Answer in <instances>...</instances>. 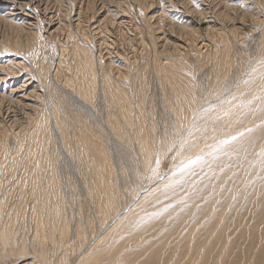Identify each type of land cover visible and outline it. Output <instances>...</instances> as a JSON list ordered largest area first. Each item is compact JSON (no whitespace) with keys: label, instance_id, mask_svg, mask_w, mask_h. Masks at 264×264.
Segmentation results:
<instances>
[{"label":"rangeland","instance_id":"1","mask_svg":"<svg viewBox=\"0 0 264 264\" xmlns=\"http://www.w3.org/2000/svg\"><path fill=\"white\" fill-rule=\"evenodd\" d=\"M23 1L26 0H0V14L8 8L17 9L14 4ZM34 1L39 2L33 20L36 26L30 25L37 30L35 39L30 35L33 31H26L20 19L12 20L11 27L0 23V73L5 75L0 81V128L5 130V138H0V188L8 186L11 199L20 190L19 185L10 183L13 176L7 172L12 161L15 165L22 160L23 143L43 115L41 88H53L52 78L71 76L73 62L66 56L61 58L58 77L54 76L66 36V30L57 26L70 20V31L80 38L79 46L96 63L98 73L110 78V84L116 83L117 92L98 85L100 91L91 100L94 115L90 117L74 106L81 105L78 99L73 98V104L65 95L52 91L55 102L62 100L55 111L60 114L62 109L69 121L65 135L81 138L82 133L103 161L108 172L107 198L118 197L119 172L124 186L120 194L133 207L109 233L106 245H98L103 257L99 262L264 264L262 0ZM45 3L48 4L44 6ZM47 19L51 21V31H56L50 36L44 32ZM184 27L194 29L193 34L183 31ZM2 94L17 102H11L8 96L1 101ZM195 104L203 106L193 120L196 130L183 140L182 149L173 147L169 156V146L178 144V125L186 121ZM231 106L234 117L226 123ZM43 121L46 131L40 140L41 167L54 171L60 164L57 145L48 118ZM97 121L105 123L114 137L115 144L109 147L119 161L118 171L108 156L105 158L103 150L108 144L99 135ZM226 124L229 125L224 129ZM103 134L108 138V133ZM224 140L230 143L221 145ZM142 146L149 149L147 163ZM64 169L69 170L66 165ZM160 175L165 187L153 193L145 191L144 204H134L145 185L149 187ZM70 179L65 188L67 221L72 229L80 227L86 239L73 235L63 245L58 238L60 227L50 235L49 223L43 216H30L13 233L12 246L0 249V264H57L62 253L69 261L84 254V247L98 235L114 210L110 207L111 215L104 218L98 213V193L82 192ZM70 226L65 229L69 231ZM62 228L61 232L65 230ZM37 231V245L44 249L41 256L39 248L31 245ZM19 245L26 249L17 248Z\"/></svg>","mask_w":264,"mask_h":264},{"label":"bare ground","instance_id":"2","mask_svg":"<svg viewBox=\"0 0 264 264\" xmlns=\"http://www.w3.org/2000/svg\"><path fill=\"white\" fill-rule=\"evenodd\" d=\"M10 1H12V0H10ZM37 2H35L34 0H26L23 2H19L18 4H14V5H18L17 9L21 10V12L16 11L17 9H15V7L8 8L9 10L6 13L0 14V23H4L7 26L11 27L13 25L12 20L15 21V20L20 19L19 21L22 23V25H25L24 27H26V31H33L30 35H31L32 39H35L37 37V34H36L37 30L32 28L33 26L31 27L30 25H35L33 23V20H36L34 13L36 12L35 10H37L36 7L39 6V4H38L39 2L38 3ZM261 3L263 4L264 0H262ZM41 4H42V2H41ZM46 4H48V3H45L44 6H46ZM44 9H45V7H44ZM22 12H23V14H22ZM44 13H46V11ZM44 13L42 16H44ZM39 17H40V15H39ZM50 17H51V15L48 18H50ZM38 18H37V21H38ZM45 22H46V20H45ZM70 23L71 22L69 20V22H67L66 24L59 23L60 26L59 27L57 26V28H59V29H65L66 30V36H65L64 41H63V46H61V48H60V59L56 64V68L54 69V76L58 77L57 74L59 72L61 63L63 62V60L61 58L65 57V56H66V60L72 58L73 69L70 68V72L72 70L71 76L68 75L67 78H63V79L52 78L53 79V81H52L53 88L51 87V89H50L49 88L50 86H47V87L44 86L41 88L42 94H39V97H41L43 99V107H42L43 115L39 119V121H37V123L35 124V127L29 133L26 142L23 143V153L24 154L21 157L22 160L19 162V164L17 163L18 162L17 161L15 163V165H14L15 161H12V163L10 165L11 167L7 172V173H9V175L11 174V176H13V179H12L13 181H11L10 183L12 185L16 184V186L19 185V187H20V190L17 191L16 197L14 199L9 198V196H11L10 194L12 193V191L10 190L11 193L9 194L8 186L5 188L6 190L5 189L2 190L1 189L2 187L0 186L1 187L0 188V249H5V248L12 246L11 240L14 238L13 233L16 231V229L18 228V226L20 224H21V226H24V223H25L24 219H26L30 216H34L35 218L38 215L43 216L44 220L49 223L48 234H50V235L53 234L52 231H54L56 227H60L59 228L60 230L62 227H64V228H62V230H63V229H65V227L70 226L69 221H67V214H66V211L64 208L65 201L67 198V192H66L67 189H65V188H67L66 187V181H67V178L70 177L80 187V188L79 187H76V188H79L80 190H82V192H83V190H85L86 193H91V195H92L93 191L98 193V196H100L99 197L100 209L98 208L99 214H102V216L104 218L107 216L109 217L111 214L112 215L110 216V219L107 220V222L102 226L98 235L95 236L92 240H90V241L88 240L89 244L84 247L85 249L83 250V253H84L83 255H81L80 257H78L75 260L69 261L65 255V253H62L59 256V258L57 259V264H101L100 263L102 260L101 258H103V257H102V252H101V250H99L98 245L102 242H104V244L106 245L105 242L108 241L110 238L109 233H112V230H113L114 226L117 224V222L120 221L121 219H123V217L125 215L130 213V211L132 210L133 207L130 208V205L132 203L128 206L127 205L128 201H124L122 199L123 194H120V193L122 192V190H124V186H123V177L121 175H119V172H118V175H116V177H118L117 178V185H116L118 193H119L118 197H115V198L108 197L107 198V191H108L107 173L108 172L105 171V166H104L103 161H101V159L97 155L96 150L93 148L92 144L88 141V139L82 133H80L81 138H79L77 136H75V137L71 136V139H70V137L65 135L64 130L66 127V123H68L69 121H67L66 117L63 116L65 112L62 109H60V112H59L60 114H57L55 111L58 104H59V106H61L62 100H57L55 102L53 100L54 94L52 93V91L56 95L57 94L62 95V96L65 95L66 97H68L72 101V103H73V98L78 99L81 102V105H77L76 103L75 104L73 103L74 106L82 109L90 117H93V115H94V112H93V109L91 106V102H92L91 100L93 97H95L99 94L100 89H98V85H104V87H108V90L111 93H113L112 91L117 92L116 83L114 82L113 84H110L109 83L110 78H108L104 74H101V73L99 74L98 70H96V63H93L90 55L81 46H79L80 42L78 39H80V38L77 37L76 34L71 33L70 27L72 26L71 25L72 23L71 24ZM118 24H119V22H118ZM120 24H122V20H121ZM153 25H155V23ZM187 27L186 28L184 27L185 29L182 28L183 31L192 35L194 29H192L191 27H189L191 29H187ZM83 28H85V27H83ZM86 28H87V26H86ZM120 30H121V28H120ZM54 31H55V29H53L51 31V21L48 20V24L45 26L44 32L50 36L52 33H54ZM82 32H83V30H82ZM80 37L87 39V36H85V35H82ZM176 42H175V44H176ZM174 49H175V47H174ZM92 52L94 53V56H95L96 51L94 49H92ZM97 53H98V51H97ZM106 53L110 54V53H112V51L111 52L108 51ZM100 54L101 53L99 51L98 56ZM117 54H119V53L117 52ZM117 57H119V56H117ZM95 58H96V56H95ZM13 66L15 67V65H13ZM0 70H2V69L0 68ZM3 76H5V75H2L0 73V81L5 79V77H3ZM99 76H102V78H100ZM7 96H8V94L7 95L2 94L1 95V97H2L1 101L7 100V98L9 97L8 99H11L10 100L11 102H17L16 99H14L10 96H8V97ZM44 96H46L45 99H44ZM232 106L230 107L229 114H227L225 117V119H227L226 123L232 122V119L234 117V108ZM120 107H118V108H120ZM202 108H203V106L201 104H195L192 109L190 108L191 112H188L190 114L188 115L186 121H180V125H178L179 138H178V144L176 147H179L180 144H183L182 142H183V140L185 141V139L188 137L189 131L192 133L193 130H196V129H194L196 123H193V120L197 117L198 111ZM127 115H124V116H127ZM45 118H48L50 131H51L52 136L55 138L56 145H57L56 146V153H57L58 158L60 159V164L56 166L54 171L53 170H47L46 171L43 167H41L42 165H41V158H40L41 154L40 153L42 151V146L40 144V140H41L42 136H44V133L46 131V123H45L46 121H43ZM127 120H128V116H127ZM177 120H181V118H178ZM184 120H185V118H184ZM96 125H97L96 128L100 132V134H99L100 137L103 138L104 141L108 144L106 146V150H103L105 158H106V156H108L109 163L111 165H116L115 167H117V171H118L119 161L113 155V153L111 151L112 146L109 147L110 143L112 145L115 144L114 137L111 134V131L109 130V128L105 125V123H103L102 121H97ZM228 125L229 124H226V126H224V129H227ZM103 126L105 129L103 128ZM115 127H117V126L114 124L113 128L115 129ZM107 129H108V131H106ZM19 131H20V129L16 132V134ZM103 131L108 133V138L104 137ZM239 131H240V129H239ZM201 134H199V136ZM209 135H210V133H209ZM220 135H222V134H220ZM206 136H207V134H205V138H204V136H203V138L207 139ZM1 137L5 138L4 128H0V138ZM16 138H17V136H16ZM197 143H199V141ZM191 147H189V148H191ZM142 148L144 150V161H145V163H147L148 162V156L150 154V153H148L149 149L147 146H142ZM194 148H195V146H194ZM194 148H191V149L194 150ZM198 149H199V147H198ZM173 152H174V149L172 148V150L169 151V156H171V154H173ZM76 158L78 161L76 160ZM64 165L68 166L69 170L65 171ZM16 168H17V170H16ZM0 176H2V174ZM65 176H68V177L66 178ZM160 177H162V175H160ZM163 181H164L163 177L158 178V179L156 178L155 182H153L149 187H148V185H145V187H144L145 189H143V192H142V190L140 191V194H138V196L136 197V199L134 200L133 203L136 205H138L139 203H143L144 202L143 199H144L145 195H147V193L144 194L145 191H150L151 193H153L156 190V188L165 187V183ZM86 185L89 187L88 190H86ZM44 204H45V206H44ZM110 207L112 209L111 211L114 210V212H112L111 214H110L111 211H109ZM15 222H18V224H17V226L13 227L15 225ZM60 230H59V237L58 238L61 241H64L63 245H67L68 240L73 235H75V236L78 235L79 239H81V240L86 239L85 235L82 233L80 227H76V228L72 229V227L70 226L69 231L66 228L65 230H63L64 232L63 231L61 232ZM72 230H73V232H72ZM37 236H39L38 231L33 235L31 245L34 248H39L38 254L41 256L44 254V249H43V247H41V245H37V242H36ZM57 242L60 244L59 241H57ZM105 245L103 247H105ZM107 246H109V245H107ZM111 247H113V246H111ZM17 248L23 249V250L26 249V247L24 245H19V246H17ZM103 250H104V248H103ZM79 254H82V252L80 251ZM189 257H191V256H189ZM109 263H112V262H109ZM109 263L107 262L106 264H109ZM27 264H34V262H29ZM180 264H182V262H180Z\"/></svg>","mask_w":264,"mask_h":264},{"label":"snow or ice","instance_id":"3","mask_svg":"<svg viewBox=\"0 0 264 264\" xmlns=\"http://www.w3.org/2000/svg\"><path fill=\"white\" fill-rule=\"evenodd\" d=\"M188 134L191 135V132L189 131ZM235 139H236V137H232V138H231V140H235ZM228 143H230V140H224V141H221V142H220L221 145H226V144H228ZM173 147H176V145H175V144L170 145V146H169V151H171ZM179 147L182 149V148L184 147V145H183V144H180ZM262 155H264V153H262ZM173 159H175V156L173 157ZM202 159H203L202 157H197V160H202ZM195 162H196V161H192L191 163H195ZM156 163H157V165H159V164H160V160L157 159V160H156ZM153 172H154V174L158 175V174L156 173L155 169L153 170ZM174 174H175V173H173V175H174ZM158 178H162V177H158ZM166 187H167V186H166Z\"/></svg>","mask_w":264,"mask_h":264}]
</instances>
